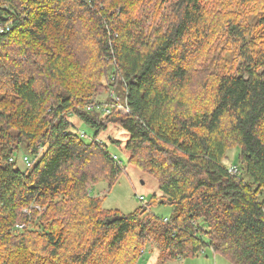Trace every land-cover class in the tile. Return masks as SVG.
Here are the masks:
<instances>
[{
    "label": "trees",
    "instance_id": "16d2710c",
    "mask_svg": "<svg viewBox=\"0 0 264 264\" xmlns=\"http://www.w3.org/2000/svg\"><path fill=\"white\" fill-rule=\"evenodd\" d=\"M0 26V264H264V0H0ZM109 125L172 216L92 194L125 171Z\"/></svg>",
    "mask_w": 264,
    "mask_h": 264
},
{
    "label": "rangeland",
    "instance_id": "374dc122",
    "mask_svg": "<svg viewBox=\"0 0 264 264\" xmlns=\"http://www.w3.org/2000/svg\"><path fill=\"white\" fill-rule=\"evenodd\" d=\"M114 89L109 93H103L101 96H97V102H107L112 97ZM118 96L121 97L122 103L125 101L124 94L120 92L118 88ZM72 122L78 127L77 131L80 133L87 132L88 135H92L93 131L81 125V122L75 118H71ZM109 136H112L115 140H118L116 144L109 145L110 152L113 156H117L122 161L121 167H124L125 171L121 173L118 180L110 185L105 181H100L98 184L92 187V194L94 196H100L103 198V208L109 211H118L123 215H130L140 207L149 208L150 212L159 217H170L173 215L174 210L169 205L160 203L161 192L159 190L158 183L155 178L142 172L136 166L131 165L128 162V150L126 144L129 138L127 132L121 128H112L109 125L108 129L103 132L102 137L107 140ZM102 139V141H103ZM101 139L97 142L103 144ZM239 148L235 147L228 153L226 165L228 168L235 166L240 169L238 165ZM27 155L26 143H23L20 150L14 155L18 167L25 170L28 166L24 157ZM163 155L162 157H164ZM167 158V157H166ZM244 179H250L247 175H244ZM156 196V198H155ZM139 197H144V201H140ZM160 251L155 247L153 243H149L145 247V252L141 258L140 264H232L226 257L215 254L212 249H203L198 255L194 257H183L179 259H172L169 256L161 258Z\"/></svg>",
    "mask_w": 264,
    "mask_h": 264
},
{
    "label": "built area",
    "instance_id": "2783aa9c",
    "mask_svg": "<svg viewBox=\"0 0 264 264\" xmlns=\"http://www.w3.org/2000/svg\"><path fill=\"white\" fill-rule=\"evenodd\" d=\"M10 30H11V27H10V26H0V33L8 32V31H10ZM112 97H113V99H118L117 96H116V93H115V92L112 93ZM125 103H126V102H125ZM117 111L120 112V113L127 114V115L131 114L130 110H129V109L127 108V106L124 105V104H119V106H118V108H117ZM104 112L107 113V114H110V112H111V108H109V107L104 108ZM113 159H114L115 161L120 162L119 158H118L116 155L113 156ZM24 161H25V163H26L27 165H30V164H31V160H30V158L27 157V156L24 157ZM120 164H122V163H120ZM229 172H230L231 174H236V173L239 172V169H238L237 167H235V166H232V167L229 168ZM139 199H140V201H144V197H139ZM36 208H37L38 210H41L40 207H37V206H36ZM25 213H28V210H25ZM167 220H168V219H165V221H167ZM25 227H26L25 225H17V226H16V229H17V230H18V229H23V228H25ZM143 253H144V252H143Z\"/></svg>",
    "mask_w": 264,
    "mask_h": 264
}]
</instances>
